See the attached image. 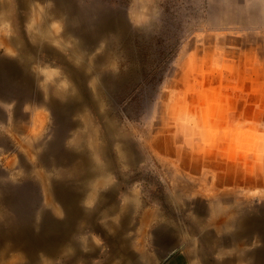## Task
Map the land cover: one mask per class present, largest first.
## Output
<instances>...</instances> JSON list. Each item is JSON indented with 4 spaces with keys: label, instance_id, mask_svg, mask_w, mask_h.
<instances>
[{
    "label": "rangeland",
    "instance_id": "374dc122",
    "mask_svg": "<svg viewBox=\"0 0 264 264\" xmlns=\"http://www.w3.org/2000/svg\"><path fill=\"white\" fill-rule=\"evenodd\" d=\"M62 3L69 14L56 11L55 0H0V25H10L0 27L1 36L38 55L43 69L56 70L54 80L44 79L45 102L49 87L60 90V103L65 96L70 103L36 150L0 135V190L32 193L21 223L42 212L51 219L41 173L54 169L57 180L61 167L87 163L92 170L108 163L123 192L138 185L147 205L163 208L194 236L199 264H231L223 263L224 252L235 264H264L262 235L238 227L244 217L264 219V0ZM10 66L0 61V71ZM5 86L0 76V99L15 101L21 124L27 93ZM39 96L34 92L33 99ZM4 115L1 110L0 120ZM177 191L183 197L176 198ZM17 218L0 202V229ZM94 227L78 223L75 244L103 246L101 257L109 259L110 248ZM11 245L3 240L7 255L0 264H28ZM174 255L156 264L197 262ZM137 258L151 260L142 253Z\"/></svg>",
    "mask_w": 264,
    "mask_h": 264
},
{
    "label": "crops",
    "instance_id": "0c3cea01",
    "mask_svg": "<svg viewBox=\"0 0 264 264\" xmlns=\"http://www.w3.org/2000/svg\"><path fill=\"white\" fill-rule=\"evenodd\" d=\"M0 61L3 63L8 61L11 65L9 69L3 68L0 71V76L5 80V87L10 90L21 87L27 93L26 102L21 107L26 120L21 124L17 123L15 101L7 102L0 99V111L3 110L6 113L3 120H0V135H7L9 140L15 143L25 142L29 145V149L36 150V143L44 136L49 123L53 119L55 123L56 120L59 121L58 112L61 109L65 111L66 108L68 109L70 105L68 98L65 96V101L60 103V90L48 87V103L45 102V77L41 73L42 60L38 61V55L29 54L24 46L6 36L2 37L1 34ZM34 92H39L38 99H33ZM43 156L37 154L36 157L43 158ZM121 159L123 162V156ZM53 170L51 173L49 172L51 169L41 173L46 183V189L43 190L50 191L51 196L46 198V206L51 207V219L48 215L47 218L52 223L51 231L55 241L70 240L61 245L58 241V248L55 253H52L55 264H141L137 258L139 253L149 255L151 260L147 264H156L157 260L167 263L176 256L174 254L185 257L188 262L193 260V257L196 258V264L203 262L200 261L202 258H200L199 247L197 244L195 246L194 236L190 232L185 233L181 226L177 227V223L168 217L163 208L147 205L138 185L123 192L117 182L118 171L109 167L108 163L92 168L95 172H92L87 163L81 168L61 167L58 169L57 180H55L56 172ZM45 174H52V178ZM175 195L176 198L183 197L180 191H177ZM26 207L24 205V208ZM21 212L22 216L25 211ZM36 217V222L41 223L42 216L38 218L36 215ZM78 223L95 225L94 229L101 233V241L102 238L105 239V246L110 248L109 259L103 260L101 257L103 246L98 250L95 247L82 248L79 244H75ZM238 227L245 234L259 232L264 240L263 218L244 217ZM141 236L146 240L143 244ZM161 237L165 240L160 241ZM128 239H131L132 246L127 242ZM198 239L202 242L201 237ZM147 245L153 247V250L147 249ZM218 245L215 241L212 242L214 256L218 255L216 252L219 250ZM67 249L71 252L69 255H67ZM20 251L24 254L21 248ZM39 252L44 253L43 250ZM221 257L223 263L235 264L232 253L224 252ZM80 258H83L82 262L79 261Z\"/></svg>",
    "mask_w": 264,
    "mask_h": 264
},
{
    "label": "bare ground",
    "instance_id": "6f19581e",
    "mask_svg": "<svg viewBox=\"0 0 264 264\" xmlns=\"http://www.w3.org/2000/svg\"><path fill=\"white\" fill-rule=\"evenodd\" d=\"M55 1H57V6L55 9L56 11L62 12L64 10L65 12L69 14V11L64 7L62 3L63 0H55ZM70 18H71V15H70ZM36 22H34L35 25H36ZM67 24L69 26L72 25L71 19L67 21ZM98 35H99V32H98ZM31 194L32 193L23 197L22 195L18 193L16 194L12 193L11 191H9V195H8L7 190L6 191L0 190V202H4V204L12 207L13 210L16 212V215L18 216L17 218L18 221L16 223L14 222L9 228L0 229V260L5 259L7 255V253H4V254L1 253L2 251L1 249L3 248V240L6 238L9 241H11L12 243L11 246L20 247L24 251V254H25L24 257H26L30 261L28 264H53L54 262L51 260L44 261L43 258L41 257V254H44L43 256L49 255L53 257L52 253H55L56 249L58 248V243H59L58 241H60V245H61L62 243H68L70 240L61 239V240L55 241L53 237V233L51 231L52 223L47 218V215H48L47 213L42 212L41 223H37L35 219H31L30 221L28 220L25 225L24 223L23 224L21 223V213H22L21 211L25 205L24 201L27 198L29 199L30 197H32ZM32 220H33V223L31 222ZM41 250H43L44 253H40L39 251ZM71 250H73V247H71ZM66 252L68 253L67 255L71 253L68 249L66 250ZM1 264H10V262L4 261Z\"/></svg>",
    "mask_w": 264,
    "mask_h": 264
},
{
    "label": "clouds",
    "instance_id": "9594fccd",
    "mask_svg": "<svg viewBox=\"0 0 264 264\" xmlns=\"http://www.w3.org/2000/svg\"><path fill=\"white\" fill-rule=\"evenodd\" d=\"M10 25L5 22L3 25H0V27H9ZM42 75L45 77L46 81H52L56 77V70L55 69H42L41 70Z\"/></svg>",
    "mask_w": 264,
    "mask_h": 264
}]
</instances>
